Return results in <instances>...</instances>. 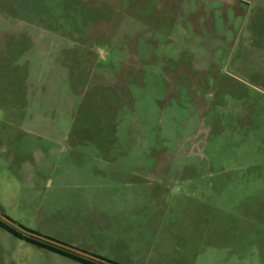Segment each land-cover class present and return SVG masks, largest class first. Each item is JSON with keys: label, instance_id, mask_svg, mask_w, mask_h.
<instances>
[{"label": "rangeland", "instance_id": "1", "mask_svg": "<svg viewBox=\"0 0 264 264\" xmlns=\"http://www.w3.org/2000/svg\"><path fill=\"white\" fill-rule=\"evenodd\" d=\"M5 217L116 264H264V0H0ZM0 264L78 263L0 228Z\"/></svg>", "mask_w": 264, "mask_h": 264}, {"label": "trees", "instance_id": "2", "mask_svg": "<svg viewBox=\"0 0 264 264\" xmlns=\"http://www.w3.org/2000/svg\"><path fill=\"white\" fill-rule=\"evenodd\" d=\"M5 218L12 225L0 220V228L3 231H5L6 233H8L9 235H11L16 239L22 240L35 247L52 252L54 254H57L63 258H66L78 264H116V263H112L107 259L98 257L97 255H93L85 251L72 248L54 239L42 236L38 233L28 230L27 228H24L19 224L16 225L17 223L12 221L10 218L7 217ZM15 225L18 228H16ZM79 253H81L82 255ZM84 255H86L87 257Z\"/></svg>", "mask_w": 264, "mask_h": 264}]
</instances>
